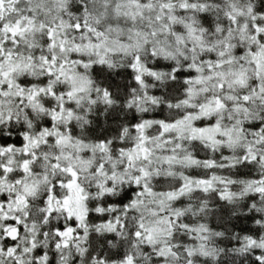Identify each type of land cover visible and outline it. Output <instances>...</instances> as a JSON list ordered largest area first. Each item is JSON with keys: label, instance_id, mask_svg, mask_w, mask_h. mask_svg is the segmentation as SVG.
<instances>
[{"label": "snow or ice", "instance_id": "obj_1", "mask_svg": "<svg viewBox=\"0 0 264 264\" xmlns=\"http://www.w3.org/2000/svg\"><path fill=\"white\" fill-rule=\"evenodd\" d=\"M0 264H264V0H0Z\"/></svg>", "mask_w": 264, "mask_h": 264}]
</instances>
